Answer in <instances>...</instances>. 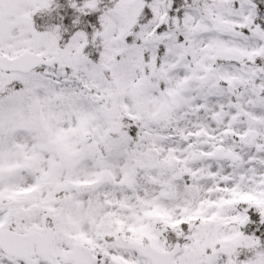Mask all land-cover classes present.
Segmentation results:
<instances>
[{
    "label": "snow or ice",
    "instance_id": "obj_1",
    "mask_svg": "<svg viewBox=\"0 0 264 264\" xmlns=\"http://www.w3.org/2000/svg\"><path fill=\"white\" fill-rule=\"evenodd\" d=\"M0 264H264V0H0Z\"/></svg>",
    "mask_w": 264,
    "mask_h": 264
},
{
    "label": "rangeland",
    "instance_id": "obj_2",
    "mask_svg": "<svg viewBox=\"0 0 264 264\" xmlns=\"http://www.w3.org/2000/svg\"><path fill=\"white\" fill-rule=\"evenodd\" d=\"M60 3L64 4L67 2V0H59ZM53 16H55V13L53 14ZM57 22V21H56Z\"/></svg>",
    "mask_w": 264,
    "mask_h": 264
},
{
    "label": "trees",
    "instance_id": "obj_3",
    "mask_svg": "<svg viewBox=\"0 0 264 264\" xmlns=\"http://www.w3.org/2000/svg\"><path fill=\"white\" fill-rule=\"evenodd\" d=\"M37 19H38V22H39V19H40V18H37ZM45 19H48V18H47V17H45ZM52 22H56V21H55V20H52Z\"/></svg>",
    "mask_w": 264,
    "mask_h": 264
}]
</instances>
